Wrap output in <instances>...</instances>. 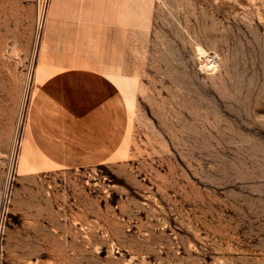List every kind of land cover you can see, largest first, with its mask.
<instances>
[{"label": "rangeland", "instance_id": "1", "mask_svg": "<svg viewBox=\"0 0 264 264\" xmlns=\"http://www.w3.org/2000/svg\"><path fill=\"white\" fill-rule=\"evenodd\" d=\"M68 60L126 99L97 164L26 136ZM0 264H264V0H0Z\"/></svg>", "mask_w": 264, "mask_h": 264}, {"label": "crops", "instance_id": "2", "mask_svg": "<svg viewBox=\"0 0 264 264\" xmlns=\"http://www.w3.org/2000/svg\"><path fill=\"white\" fill-rule=\"evenodd\" d=\"M42 63L59 69L40 78L31 95L25 126L32 146L60 166L97 164L117 155L128 122L118 84L97 60Z\"/></svg>", "mask_w": 264, "mask_h": 264}, {"label": "bare ground", "instance_id": "3", "mask_svg": "<svg viewBox=\"0 0 264 264\" xmlns=\"http://www.w3.org/2000/svg\"><path fill=\"white\" fill-rule=\"evenodd\" d=\"M118 81H122V79H117Z\"/></svg>", "mask_w": 264, "mask_h": 264}]
</instances>
